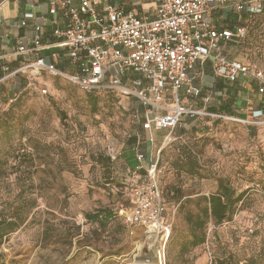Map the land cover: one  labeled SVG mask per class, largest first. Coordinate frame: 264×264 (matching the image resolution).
Segmentation results:
<instances>
[{
  "label": "rangeland",
  "instance_id": "rangeland-1",
  "mask_svg": "<svg viewBox=\"0 0 264 264\" xmlns=\"http://www.w3.org/2000/svg\"><path fill=\"white\" fill-rule=\"evenodd\" d=\"M245 42L241 55L264 71V16ZM16 83L11 78L0 87L15 91L0 94V216L27 218L4 240L0 264H164L156 235L118 218L100 229L86 217L104 209L115 213L138 186L124 162H131L133 145L146 156L140 182L157 164L173 221L168 264H264V124L185 118L174 131L153 128L155 142L148 143L144 120L132 116L141 110L134 98L98 93L94 110L89 93L66 79L44 73L22 91ZM187 160L198 162V174L181 169ZM221 180L245 193L243 202L222 225L209 221L206 243L183 253L191 239L187 213L198 208L180 211L176 190L209 196Z\"/></svg>",
  "mask_w": 264,
  "mask_h": 264
},
{
  "label": "built area",
  "instance_id": "built-area-1",
  "mask_svg": "<svg viewBox=\"0 0 264 264\" xmlns=\"http://www.w3.org/2000/svg\"><path fill=\"white\" fill-rule=\"evenodd\" d=\"M223 12L221 24L213 14ZM235 13L240 23L224 26L226 15ZM53 32L47 36L45 25L35 27L31 45L20 43L21 55L38 54L51 48L67 49L74 72L61 71L46 58L26 61L17 70L0 79L30 72V79L50 74L66 79L85 92H116L138 101L141 110L132 114L144 120L145 130L174 131L183 127L185 118L221 119L244 125L264 124V113L253 110L251 117H236L198 109L202 98L209 105L213 96H204L196 85L210 67L215 77L230 86L251 81L257 94L264 97V71L258 66L230 59L229 45L248 39L249 26L242 24L244 15L251 20L264 16V0H155L154 12H127L120 0H52L50 3ZM33 19V15H27ZM198 67L202 70L196 72ZM9 72V68L6 69ZM139 76L140 78H137ZM47 94V89L40 90ZM154 143V137L150 138ZM135 186L129 198L120 202L118 214L131 227L143 228L163 243L159 261L165 262L173 221L163 199L157 178V164L146 168L147 178L138 175L145 167L146 156L137 153Z\"/></svg>",
  "mask_w": 264,
  "mask_h": 264
},
{
  "label": "crops",
  "instance_id": "crops-1",
  "mask_svg": "<svg viewBox=\"0 0 264 264\" xmlns=\"http://www.w3.org/2000/svg\"><path fill=\"white\" fill-rule=\"evenodd\" d=\"M52 0H0V79L5 77L7 74L6 69L10 66L19 68L26 61H34L37 58H46L51 63L55 64L57 68L61 71H66L69 69V54L67 49L51 48L41 51L38 54L31 55H21L18 53V47L20 43H27L31 45L34 40L35 27L38 25H45L46 35L49 36L54 27L51 25V14H50V3ZM75 4H79L81 0H74ZM127 12L134 11L138 14H144L146 11L149 13L154 12L155 0H120ZM27 15H33V19L27 18ZM223 12L216 11L213 16L215 17L216 23L221 24V18ZM227 21L224 22V26L235 28L240 23L238 22L239 16L235 13H229L226 15ZM260 20V17L256 18ZM252 20L244 15L241 23L249 25ZM223 23V22H222ZM225 54L233 60L243 61L245 58L241 55V45H229L225 49ZM63 67V69H62ZM198 67L196 72H199ZM212 71V70H211ZM210 71V72H211ZM27 75L26 73H22ZM18 76V75H17ZM17 78L20 82V78ZM28 76V75H27ZM140 78L139 76H136ZM208 82H205V79ZM216 78V79H215ZM214 80L206 75L200 81L196 82V85L202 87L205 94L217 92L222 98L224 97V102H233L234 107L237 106V113L246 116L249 109L253 110L264 108V97L259 96L256 92L255 86L251 81L237 84L232 87L226 86L224 82L215 77ZM28 81L30 84V77L28 76ZM4 84V83H3ZM20 83H16L18 85ZM1 87V85H0ZM234 87V89H233ZM7 91L10 96L15 91L13 89H0V94L5 95ZM235 101V102H234ZM144 138L150 142V138L153 134L147 130L143 131ZM131 155V162L125 161L128 170H136L139 166L137 160V153L144 154L142 150L138 147L132 146V148L127 150ZM149 151V149L147 150Z\"/></svg>",
  "mask_w": 264,
  "mask_h": 264
},
{
  "label": "trees",
  "instance_id": "trees-1",
  "mask_svg": "<svg viewBox=\"0 0 264 264\" xmlns=\"http://www.w3.org/2000/svg\"><path fill=\"white\" fill-rule=\"evenodd\" d=\"M257 22H260V20H257V19L252 20V22L248 25L249 29L251 25ZM245 43L246 42H243L240 45L242 46ZM233 45L239 46L238 44H233ZM48 62L51 63L50 61ZM241 62L249 63L248 59H245ZM251 64H254V63H251ZM17 69L16 67L11 65L9 68V72H7L6 76L9 73ZM211 70L212 69L210 67H207L205 69L206 75L212 80H214L215 75L213 71ZM67 71L74 72L72 68L70 67ZM17 77L20 78V82H19L20 84H18L19 88L17 89L18 91H22L23 89L26 88L27 85H30L27 77L23 78L22 74H19ZM219 80L224 82V84L228 86V88L232 87L225 80H222L220 78ZM87 93H89V97L92 100L94 110H97L98 100H99L97 97L98 93L96 92H87ZM106 93H114V94L119 95L118 93L112 92V91L106 92ZM209 94L213 96L212 102L209 105H204L202 102V98H198L195 104L196 108L198 109L206 108L208 112L215 113V114L245 118L243 115L237 113L238 108L237 106L234 107L235 105L233 102H229V103L224 102V104H222L223 98L220 95H218L217 92L213 94L212 93H209ZM209 94H205L204 92V96L209 95ZM260 111H263L264 113V108H260ZM246 117H248V115ZM189 119L194 122H200V121H205V120H215L216 122L223 121L221 119H208V118H205V119L189 118ZM248 126L253 127V128L260 127V126H251V125H248ZM187 162L188 164L181 165V169L191 175L198 174L199 172L198 162L196 160L194 161L187 160ZM134 172H135V169L131 170V173H134ZM141 173L142 171L139 172V174ZM218 189L219 190L217 193L211 194L209 196H204V195H201V193H199L197 194V197L195 198H193V196H195L194 194L186 195L183 189L176 190L175 201L179 205L180 211L183 212L187 207H190V206H194L198 208L197 213H193L188 210L187 221L191 227V239L183 243L182 245L183 253L188 252L190 248H198L206 243V239H207L206 229H207L209 221L215 222L217 226L222 225L227 219L231 217V215L234 213L238 205L241 202H243L245 193L237 194L236 191L231 187V185L228 182L224 180L219 181ZM162 195H163V192H162ZM163 199L165 201L164 195H163ZM117 211L113 213L107 209H104V210H99L93 214H88L86 217L90 223L97 225L99 226L100 229H104V230L108 227V225L113 220V218H118L119 220L123 221L125 225L130 226L126 218H124L123 216H120ZM26 218L27 217L24 216L23 213H20V214L15 213V214L9 215L8 217L0 216V247L2 246V244L4 243V240L8 236L15 233L25 224ZM172 235H173V229H172L171 237ZM167 246H166V258H165L164 264H168L167 263ZM218 264H225V263H223V261H220V263ZM246 264H255V262L254 260H252Z\"/></svg>",
  "mask_w": 264,
  "mask_h": 264
}]
</instances>
